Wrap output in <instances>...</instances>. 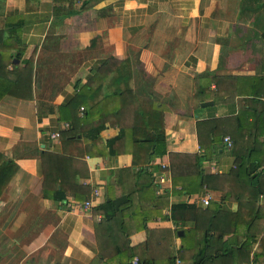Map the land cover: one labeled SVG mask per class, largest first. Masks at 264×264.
<instances>
[{
    "label": "crops",
    "instance_id": "1",
    "mask_svg": "<svg viewBox=\"0 0 264 264\" xmlns=\"http://www.w3.org/2000/svg\"><path fill=\"white\" fill-rule=\"evenodd\" d=\"M85 1L0 0L2 39L22 58L31 55L35 72L31 98H0V152L17 164L0 193V264H131L124 256L122 261L117 258L112 242L105 243L108 226L93 207L107 198L108 185L115 196L130 186L117 181L119 168H147L154 176L161 170L160 161L167 163V180L160 192L154 185L153 194L167 196L161 213L154 214L142 199L125 208L129 245L142 244L148 230H155L140 255L134 256L139 257V264H146L142 255H152L155 264H162L163 231H168L176 256L181 242L192 237L187 232L193 227L194 214L210 204L219 212L214 231H221L207 249L213 261L236 245L237 233L244 229L246 207L241 205L238 210V201L226 198L222 188L203 184L187 192L179 184L172 187L168 152L203 154L200 140L206 144L208 136L215 135L210 156L200 159L201 172L223 173L234 166L231 147L223 141L229 132L221 131L225 127L237 129L239 123L232 117L243 112L250 93L264 87V79H260L264 75V40L259 38L264 6L252 2L248 5L251 9L242 10L248 0H98L83 6ZM107 57L138 59L130 83L142 89L143 96L151 90L162 109L165 152L147 163L132 165L131 153L115 151L116 144L110 151L107 141L119 128L108 121L94 141L92 134L85 132L78 133V140L51 137L52 132L61 134L68 128L60 118L59 105ZM14 58L12 62H19ZM257 98H261L264 110V96ZM205 100L210 103L202 105ZM82 109L79 107L80 112ZM224 117L230 120L217 124L215 134H208L205 124L199 123ZM260 137H264V129ZM45 151L70 158L71 163L55 172L73 174L80 183L89 185L83 199H75L71 192L61 198L53 196V190L50 195L43 194L39 154ZM85 171L87 174L80 177L78 173ZM94 188L99 196L90 207L68 208L87 198ZM205 194L209 201L202 204ZM147 200L150 203V196ZM179 202L185 206L173 210L171 218V205ZM257 202L264 207L263 194ZM146 215L150 217L144 226L134 229L137 223H130V218ZM200 221L202 228L207 216ZM117 228L114 225L113 231ZM260 237L264 241V233H259ZM192 252L195 250L183 256L184 261L179 257L184 264H191ZM243 263L251 264L250 260Z\"/></svg>",
    "mask_w": 264,
    "mask_h": 264
},
{
    "label": "trees",
    "instance_id": "2",
    "mask_svg": "<svg viewBox=\"0 0 264 264\" xmlns=\"http://www.w3.org/2000/svg\"><path fill=\"white\" fill-rule=\"evenodd\" d=\"M94 1L98 0H86L83 6ZM252 2H259L264 6V0H248L242 5V10L251 9L248 5ZM3 33L4 28H0V98L6 95L18 99L31 98L35 73L33 57L30 55L22 58L18 52L13 53L10 50L11 44L6 39H2ZM259 38L264 40V28ZM14 57L19 59V62L15 60L12 62ZM139 63L138 59L131 61L129 57L122 59L107 57L75 90L74 94L59 105L60 118L69 124L68 128L60 134L62 141L73 138L78 140V133L83 132L92 134L94 141L100 129L108 121L119 128L118 134L107 141L110 151L113 150L114 144L119 146L114 149L115 151H129L132 155V165L147 163L154 156L165 152L162 109L151 96V90L143 96L142 89L130 83L134 79V71ZM260 79H264V75ZM258 95L264 96V87L250 93L243 112L232 117L239 123L237 129L231 130L225 127L221 131V134L229 132V137L232 139L230 147L234 166L229 171L210 174L202 173L199 168L200 159L210 156V145L216 139L215 135L213 138L208 136L206 144L200 140V145L204 147L203 154L168 152L172 187L179 184L180 188L186 189L187 192H192V189L195 191L203 184L210 188H222L226 198L238 201V210H241V205L246 207V213L243 216L244 229L242 233H237L236 245L223 250L224 252L218 258L213 257V261L207 249L213 238L221 235V231H214L219 212L210 204H207L203 210H197L194 214L193 227L189 229L190 232H187L192 237L190 241L188 239V242L182 241L177 251V255L183 260V256H187V253L194 249L195 252H192L190 256L191 264H241L242 261L249 260L251 264H264V241L262 237L258 239V234L264 233V207L257 202L258 196L264 195V171L261 168L264 162V137H260L264 129V110L260 108L261 98H257ZM80 106L83 107L81 112ZM248 116L251 117L250 121ZM228 120H230L228 117L210 118L199 123L205 124L208 134L210 131L215 134L214 129L217 124H223ZM240 127L244 129L241 130ZM39 155L44 195H50L49 191L53 190L52 194L57 198L63 197L66 192H71L75 199H83L89 193L90 186L80 183L78 177L70 173L55 172L56 168H62V165L71 163L68 156L49 151L40 152ZM16 169L17 164L0 152V193ZM133 169L132 166L119 168L117 181L122 184L129 182L130 186L121 189V194L115 196L111 194V185H108L107 198L93 207V212H100L101 222L108 226V236L104 237L105 243H113L117 258L121 261L123 256L126 261L136 254L140 255V249L147 246L151 236L155 235V230L149 229L146 241L137 246L129 245L130 230L125 223L127 214L125 208L132 205L135 199H142L146 201V206L151 208L154 214H160L161 207L168 203L167 196L153 194V187L155 185L156 188V184L147 168H140L137 171ZM78 174L81 177L87 172ZM149 196L150 203L147 202ZM184 206L182 202L172 204L170 217L173 218V210L182 209ZM206 216L207 223L201 228L200 220ZM148 217L150 216H134L130 218V223H137L134 229L143 227ZM114 225L118 227L116 231H113ZM163 232L165 233H162L161 240L165 245L162 264H173L175 255L172 239L167 234L168 231ZM257 239V246L252 250V245ZM250 251H252L251 258ZM142 259L146 264H155L152 255H142Z\"/></svg>",
    "mask_w": 264,
    "mask_h": 264
},
{
    "label": "built area",
    "instance_id": "3",
    "mask_svg": "<svg viewBox=\"0 0 264 264\" xmlns=\"http://www.w3.org/2000/svg\"><path fill=\"white\" fill-rule=\"evenodd\" d=\"M83 107L80 106V109H82ZM64 126L68 127L69 124L68 122H64ZM60 132L59 131H54L51 133V137H59ZM223 141L225 142V144L230 147L232 144L231 138L228 135H224L223 136ZM159 166H160V171L158 173H156L153 176V180L156 182V192H160L161 188H162V183H164L167 180V175H166V170H167V163L164 161H160L159 162ZM261 168L264 171V162L261 165ZM99 196V190L94 188L91 192V194L85 198L84 200L80 201V202H73L71 204L68 205L69 209H86L88 207H90L92 205V203L94 202L95 199H97ZM209 195L205 194L203 197H201L200 201L202 204H207L209 201ZM130 263L131 264H139L138 263V258L136 256H133L130 259ZM173 264H184L182 262V260L179 258V256H174V260H173ZM245 264V263H243Z\"/></svg>",
    "mask_w": 264,
    "mask_h": 264
},
{
    "label": "water",
    "instance_id": "4",
    "mask_svg": "<svg viewBox=\"0 0 264 264\" xmlns=\"http://www.w3.org/2000/svg\"><path fill=\"white\" fill-rule=\"evenodd\" d=\"M201 103H202V105H206V104L210 103V100H205V101H202Z\"/></svg>",
    "mask_w": 264,
    "mask_h": 264
}]
</instances>
